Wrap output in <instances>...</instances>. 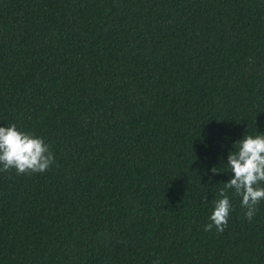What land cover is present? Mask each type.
Listing matches in <instances>:
<instances>
[{
    "label": "trees",
    "instance_id": "16d2710c",
    "mask_svg": "<svg viewBox=\"0 0 264 264\" xmlns=\"http://www.w3.org/2000/svg\"><path fill=\"white\" fill-rule=\"evenodd\" d=\"M13 123L55 162L0 172V264H264V201L204 230L264 133V0H0Z\"/></svg>",
    "mask_w": 264,
    "mask_h": 264
},
{
    "label": "clouds",
    "instance_id": "9594fccd",
    "mask_svg": "<svg viewBox=\"0 0 264 264\" xmlns=\"http://www.w3.org/2000/svg\"><path fill=\"white\" fill-rule=\"evenodd\" d=\"M236 150L227 156V168L233 175L224 183L213 201V210L205 231L213 228L223 232L232 211V203L227 190L234 189L240 197L244 218L249 222L256 215L257 207L264 201V133L244 135L236 141ZM55 162L50 145L32 132L21 130L15 123L0 126V172L15 170L17 175L43 173ZM211 171L219 172L216 167ZM153 264H159L154 261Z\"/></svg>",
    "mask_w": 264,
    "mask_h": 264
}]
</instances>
